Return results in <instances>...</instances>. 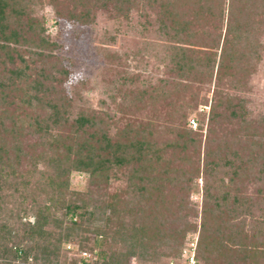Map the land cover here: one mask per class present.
I'll list each match as a JSON object with an SVG mask.
<instances>
[{
	"label": "trees",
	"instance_id": "obj_1",
	"mask_svg": "<svg viewBox=\"0 0 264 264\" xmlns=\"http://www.w3.org/2000/svg\"><path fill=\"white\" fill-rule=\"evenodd\" d=\"M109 4L122 14L135 0H62L54 13L89 24ZM34 6L0 0V264H183L184 245L175 238L196 228L188 219L198 215L188 200L196 190L198 264H223L226 251L264 253V114L251 118L234 94L259 58L264 0H154L156 34L173 43L170 72L215 78L202 157L200 138L177 126L162 143L130 125L110 135L88 112L72 118L51 69L28 73L26 55L49 60L53 45ZM19 109L29 112L28 122ZM24 130L37 137L26 146ZM27 154L44 164L37 179L23 167ZM73 172L88 175L85 193L70 191ZM115 183L121 188L110 193Z\"/></svg>",
	"mask_w": 264,
	"mask_h": 264
},
{
	"label": "rangeland",
	"instance_id": "obj_2",
	"mask_svg": "<svg viewBox=\"0 0 264 264\" xmlns=\"http://www.w3.org/2000/svg\"><path fill=\"white\" fill-rule=\"evenodd\" d=\"M61 1L32 0L35 3L33 14L44 24V35L53 45L51 51L45 52L49 60L38 61L36 56L29 53L26 55L30 64L28 73L34 77L42 67L51 69L48 77L57 79L53 81L57 85L53 90L64 93L72 118L79 112H88L105 122L110 135L130 125L144 130L162 143L174 138L177 126L200 138V154L203 153V145L208 135L209 106L216 90L215 78H180L170 72L169 49L173 43L156 34L154 0H135V4L122 14L114 9L113 4H109L106 9L96 10L94 20L89 24L56 17L54 11ZM258 33L261 46L259 58H254L255 62L250 67L248 65L251 73L248 74L245 85L234 91V94L246 100V108L251 118L264 114V24L260 26ZM192 48L205 50L198 46ZM29 50L32 53L39 51L35 48ZM217 63L218 60L215 64ZM8 113L16 119L11 108ZM17 115L24 120L20 119L21 122L29 121L28 111L19 109ZM182 115H186L185 122H181ZM5 123L8 125L9 121L5 120ZM24 132V146L37 139L28 135L25 130ZM27 155L23 167L32 171L29 173L33 176L32 179H37V170L42 171L44 164L40 159ZM196 159L197 154L193 157V160ZM176 163L179 164V161ZM88 182L87 174L73 172L69 178L70 191L85 193L89 188ZM197 182L201 188V180L198 179ZM118 187L121 188V185L113 184L109 189L110 193ZM251 190L249 187L247 193ZM6 194L8 193L5 192ZM188 200L198 212L197 216L188 218L196 228L193 231L187 230L183 237L175 239L177 245H184V249L193 244L197 253L201 191H193ZM128 218L130 217L126 216L127 220ZM29 221L33 222V219L29 218ZM184 223H180V230L185 227ZM71 244L77 245V241L73 239ZM225 244L228 248L231 247L229 242ZM96 253L91 254V258ZM216 254L218 252H213V256ZM87 258L91 259L88 256ZM220 259L223 264H264V253L250 257L226 251ZM129 264L140 262L130 259Z\"/></svg>",
	"mask_w": 264,
	"mask_h": 264
},
{
	"label": "built area",
	"instance_id": "obj_3",
	"mask_svg": "<svg viewBox=\"0 0 264 264\" xmlns=\"http://www.w3.org/2000/svg\"><path fill=\"white\" fill-rule=\"evenodd\" d=\"M183 264H198L196 260V252H195V247L193 244H191L190 248H186L183 253ZM84 256H86L84 254Z\"/></svg>",
	"mask_w": 264,
	"mask_h": 264
}]
</instances>
